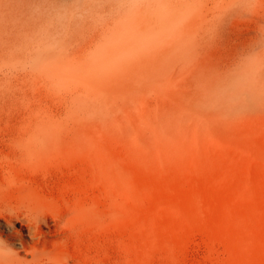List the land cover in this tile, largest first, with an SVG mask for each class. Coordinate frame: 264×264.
<instances>
[{
  "label": "rangeland",
  "instance_id": "374dc122",
  "mask_svg": "<svg viewBox=\"0 0 264 264\" xmlns=\"http://www.w3.org/2000/svg\"><path fill=\"white\" fill-rule=\"evenodd\" d=\"M47 2L0 0L11 264H264V0Z\"/></svg>",
  "mask_w": 264,
  "mask_h": 264
},
{
  "label": "bare ground",
  "instance_id": "6f19581e",
  "mask_svg": "<svg viewBox=\"0 0 264 264\" xmlns=\"http://www.w3.org/2000/svg\"><path fill=\"white\" fill-rule=\"evenodd\" d=\"M102 0H49V2L52 4H50L49 2H47L46 4H48V5H51L50 6V9H52V10H54L55 8H57L56 6H58V7H60V9H61V11H60V9H58L60 12H64L65 13V17H62V16H60L61 17V19L63 18H65V20L67 19V20H70V19H72V22H70V24L72 23V24H82V25H90V24H92V22H95L94 21V16H95V14H94V11H95V9H96V6L98 5H102L103 4V2L104 1H106V2H104V3H108L107 2V0H103L102 2H101ZM100 2H101V4H100ZM112 2V1H111ZM114 2H115V0H114ZM113 2V3H114ZM239 2V1H238ZM251 3H253V1L251 2ZM264 3V2H263ZM109 4H111V3H109ZM117 4V3H116ZM249 4V3H248ZM113 5H115V4H113ZM118 5H120V4H118ZM122 5V4H121ZM125 5V4H124ZM54 8H53V7ZM104 6H105V4H104ZM104 6H102L103 7V9H104ZM107 6H108V4H107ZM110 6V5H109ZM123 6V5H122ZM122 6H120V7H122ZM258 6V5H257ZM52 7V8H51ZM111 7V6H110ZM100 8V7H99ZM99 8H97V9H99ZM108 8V7H107ZM106 8V9H107ZM119 8V7H118ZM118 8L116 9L117 11H118ZM113 9V8H112ZM127 9V8H126ZM105 10V9H104ZM108 10H109V8H108ZM115 10V9H114ZM121 10V9H120ZM119 10V11H120ZM55 11H57V10H55ZM59 11H57V12H59ZM107 11V10H106ZM105 11V12H106ZM116 11V12H117ZM97 14L98 13H100V12H98V11H95ZM101 12H103V10H101ZM115 12V13H116ZM124 12H125V8H124ZM87 13H92V14H94V16H93V18H91L90 19V17H89V15L87 14ZM107 13H108V11H107ZM107 13H105V14H107ZM123 13V12H122ZM122 13L120 14V17H121V15H122ZM63 14V13H62ZM61 13H59V15H62ZM103 14V13H102ZM112 14H114V13H112ZM111 14V15H112ZM59 15H55L58 19H55V20H59ZM108 15V14H107ZM109 15H110V13H109ZM108 15V16H109ZM110 15V16H111ZM118 15H119V13H118ZM64 16V15H63ZM92 16V15H91ZM114 16H116L115 14H114ZM122 16H125V15H122ZM127 16V15H126ZM55 17V18H56ZM97 17V16H96ZM100 18H103V17H100ZM100 18H98V19H100ZM112 18V17H111ZM124 18H126V17H124ZM53 19V18H52ZM60 19V20H61ZM110 19V18H109ZM3 17L2 16H0V24H2L3 23ZM10 21H12V24H15L16 23V18H12V20L11 19H9ZM33 19H31V21H32ZM35 20V19H34ZM49 20V19H48ZM115 20V19H114ZM119 20V19H118ZM117 20V21H118ZM120 20H122V19H120ZM30 21V18H26V19H22V20H20V22H29ZM45 21H47L46 19H45ZM50 21H51V19H50ZM49 21V23H51ZM54 21V20H53ZM52 21V23H54ZM62 21H64V20H62ZM97 21V20H96ZM127 21V20H126ZM59 22H61V21H59ZM68 22V21H67ZM73 22H75V23H73ZM123 22V21H122ZM64 23H66V21L65 22H63V24ZM108 23V22H107ZM61 24H62V22H61ZM62 24V25H63ZM105 24V23H104ZM109 24V23H108ZM65 25V24H64ZM67 25V24H66ZM77 25V27H79ZM93 25V24H92ZM95 25V24H94ZM101 25V24H100ZM106 25V24H105ZM110 26H111V24H109ZM116 25V24H115ZM118 25V24H117ZM123 25V24H122ZM125 25V24H124ZM73 26H76V25H73ZM85 26H83L84 27V29H86L85 28ZM98 26V25H97ZM96 26V27H97ZM93 27V26H92ZM100 27V26H99ZM112 27V26H111ZM110 27V28H111ZM120 27H122V26H120ZM128 27V26H127ZM82 28V27H81ZM80 28V29H81ZM103 28H104V26H103ZM106 28V27H105ZM104 28V29H105ZM115 28H118V27H115ZM94 29H95V27H94ZM120 29V28H119ZM122 29H125V30H127L125 27L124 28H122ZM121 29V30H122ZM91 30H92V28H91ZM96 30V29H95ZM95 30H93L92 32H94ZM100 30V29H99ZM112 30V29H111ZM114 30V29H113ZM121 30H119V31H121ZM81 31L83 32L84 30H82L81 29ZM98 31V30H97ZM107 31V30H106ZM138 31V30H137ZM90 32V31H89ZM88 32V33H89ZM84 33V32H83ZM125 33V32H124ZM123 32H122V34H124ZM126 33H129V32H127L126 31ZM87 34V33H86ZM90 34V33H89ZM88 34V35H89ZM96 34H98L97 32H96ZM133 34H135V33H133ZM117 35V34H116ZM91 36V35H90ZM105 36V35H104ZM107 36V35H106ZM117 36H119V35H117ZM93 37V36H92ZM96 37V36H95ZM95 37H94V39H95ZM113 37H115V36H113ZM131 37V36H130ZM134 37V36H133ZM101 38H102V36H101ZM132 38V37H131ZM96 39H97V37H96ZM100 39V38H99ZM30 215H32V213L30 212L29 213ZM33 216V215H32ZM188 223H189V225H190V227L193 229L194 228V225H193V223L191 222V221H188ZM249 227H250V230H251V232H252V234H254V235H257V233H256V229L252 226V225H249ZM1 243L2 242H0V264H11L12 262H13V259H15V257L17 258L18 257V255H15V256H11V257H9L8 255L9 254H6L7 253V250H8V248H10V247H7V249L5 250L4 248H6L5 246H3L4 244H6L7 242H3V245H1ZM8 245H9V243H7ZM6 244V245H7ZM6 251V252H5ZM9 253V252H8Z\"/></svg>",
  "mask_w": 264,
  "mask_h": 264
}]
</instances>
